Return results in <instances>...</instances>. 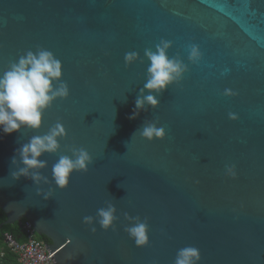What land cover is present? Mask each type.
Instances as JSON below:
<instances>
[{
	"label": "water",
	"instance_id": "1",
	"mask_svg": "<svg viewBox=\"0 0 264 264\" xmlns=\"http://www.w3.org/2000/svg\"><path fill=\"white\" fill-rule=\"evenodd\" d=\"M161 40L187 70L156 93L144 89L145 50ZM41 48L62 63L54 86L66 83L69 96L39 129L0 132L4 225L27 221L52 264H174L185 246L200 250L199 264H264V0H0V75ZM129 52L138 58L126 63ZM149 94L158 105L136 109ZM58 123V150L32 170L39 183L14 180L19 148ZM149 124L164 139L142 137ZM79 148L92 163L61 189L53 165ZM109 204L117 220L105 231L96 213ZM135 217L149 225L144 247L125 231Z\"/></svg>",
	"mask_w": 264,
	"mask_h": 264
},
{
	"label": "clouds",
	"instance_id": "2",
	"mask_svg": "<svg viewBox=\"0 0 264 264\" xmlns=\"http://www.w3.org/2000/svg\"><path fill=\"white\" fill-rule=\"evenodd\" d=\"M171 42L161 40L156 45V50H145V56L150 61L148 67V79L144 89L156 93L166 89L173 82L179 81L187 66L179 59L170 58L167 50ZM201 52L197 45L189 46L188 58L195 63L200 60ZM138 58L135 52L125 54L126 63H131ZM62 77V63L55 55L47 49H38L33 52L29 50L19 59L13 62L9 69L0 75V132L10 135L18 132L22 127L39 129L42 125L43 111L51 106L57 98H67L69 88L66 83H59L58 87L54 82H59ZM225 94H231L226 90ZM145 103L156 107L158 100L154 95H145L136 100V109H143ZM138 112H134L130 118H135ZM230 119H236L234 113H229ZM65 135V129L61 124H56L48 134L33 136L29 142L23 144L18 154L20 167L12 173L14 180L21 177H30L34 182L39 183L41 175L35 169L44 168L45 162L40 159L44 153H54L59 148L58 138ZM142 137L152 141L153 139H164L165 130L155 124L145 126L141 133ZM74 157V158H73ZM73 157L61 156L53 165L52 175L55 184L64 189L68 186L70 177L75 171L86 172L88 165L92 163V157L84 148L74 149ZM13 163H16L13 158ZM226 174L233 179L236 178L235 165L226 166ZM48 197L46 196L45 199ZM96 222L100 228L107 231L114 228L117 220L116 208L109 204L107 207L97 209ZM87 224H92L93 217L83 218ZM136 222L125 228L129 238L136 246L144 247L149 243V225L147 219L139 217L132 218ZM95 232L96 228L92 227ZM201 259L200 250L194 246H185L177 250L174 264H199Z\"/></svg>",
	"mask_w": 264,
	"mask_h": 264
},
{
	"label": "built area",
	"instance_id": "3",
	"mask_svg": "<svg viewBox=\"0 0 264 264\" xmlns=\"http://www.w3.org/2000/svg\"><path fill=\"white\" fill-rule=\"evenodd\" d=\"M22 231L28 237L27 242H17L4 235V244L12 256L11 260H4L0 251V264H52L43 242L37 238L34 229L27 221H21Z\"/></svg>",
	"mask_w": 264,
	"mask_h": 264
},
{
	"label": "trees",
	"instance_id": "4",
	"mask_svg": "<svg viewBox=\"0 0 264 264\" xmlns=\"http://www.w3.org/2000/svg\"><path fill=\"white\" fill-rule=\"evenodd\" d=\"M5 216L0 210V251L4 254V260H11L12 256L9 253V251L6 249L4 244V235L8 234L11 235L12 238L18 242H24L28 239V237L25 235L24 232H22V228L18 227L17 224H10V225H4ZM24 221V220H23ZM37 238L43 242H46V239L43 237Z\"/></svg>",
	"mask_w": 264,
	"mask_h": 264
}]
</instances>
